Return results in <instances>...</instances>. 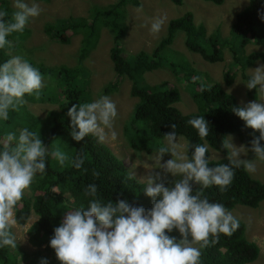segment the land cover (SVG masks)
Returning <instances> with one entry per match:
<instances>
[{"label": "trees", "instance_id": "1", "mask_svg": "<svg viewBox=\"0 0 264 264\" xmlns=\"http://www.w3.org/2000/svg\"><path fill=\"white\" fill-rule=\"evenodd\" d=\"M170 1L180 5L183 0ZM204 1L215 5L223 2ZM132 2L136 4L135 0ZM129 3L130 0H120L108 6L93 5L85 17L57 18L44 26V33L49 39L62 44L70 43L73 34H81L80 55H77L74 65H59L53 69L42 70L45 77L53 80V92L44 87L45 90H40L39 96H25L24 99L32 103L52 102L56 107L49 110L44 117H37L27 110L23 102L16 111L10 112L8 121L0 123V144L7 131L28 127L38 131L42 143L49 145V150L53 144H59L68 160L61 166L50 155L46 156L45 174L34 177L33 183L16 206L18 225L25 226L31 216L35 217L25 227L28 243L35 250L27 251L18 243L16 249L0 248V264H39L41 258H45L47 264H59L54 251L48 247L52 230L58 226L63 212L71 210V207H86L88 197L84 196L83 188L89 183L97 185L98 194L104 202L119 198L136 206H151L150 199L143 193V181L137 176L135 180H129V174L135 170L131 172L124 167L108 146L98 143L91 135L80 142L73 141L69 135V118L66 113L72 104L79 105L89 101L83 61L91 53L102 28L108 29L112 34L113 46L110 48L109 57L118 85L123 79L128 84L130 82V94L138 99L132 113L121 121L126 145L132 152L149 154L158 150L164 139L163 134L170 131L168 125L174 123L177 137L191 143L208 145L206 156L209 166H215L228 162L227 151L221 147L228 134H235L240 143L247 147L253 136L259 135L258 131L246 128L243 121L232 112L233 107L241 106L232 93L219 83L208 84L209 81L202 79V74L190 67L188 60L182 55V59L177 60L173 54L166 56L165 51L170 50L178 32L184 33V45L189 52L198 54L210 63L221 61L223 50L230 49L233 60L228 66L229 69L231 71L233 67L240 68L241 76L246 81L249 77L244 72L247 66L255 61L264 64L262 50H253L247 56L243 54V48L249 43L264 47V22L260 19L264 15V0H247L245 7L235 14L229 34L223 40L214 34L206 36L204 25L196 24L192 13L185 12L168 20L166 34L157 40L150 53L142 49L131 55L126 52L121 41L125 29L123 20ZM0 7L9 15L13 11L7 0H0ZM27 33L25 28L22 33H12L7 37L11 47L0 50V62L21 52L20 42ZM159 68H168L172 75H178L177 79L184 82L196 105V111L183 114L175 106L180 100V88L168 86V83L149 85L144 82L146 72ZM225 81L227 85L232 82L228 73L225 74ZM118 85L109 83L101 93L106 95L115 92ZM246 96L255 99L257 92L255 89L246 88ZM195 116H203L208 123L209 133L203 139L187 123ZM210 149L219 152L221 158L212 160ZM74 155H80L84 159L82 169L71 167ZM234 172L233 181L225 191L221 192L213 186L204 189L203 194L210 201L222 203L229 211L237 205L257 208L264 200V184L253 179L243 168L235 169ZM239 222V227L232 235L220 234L215 243L210 242L201 249V264H251L256 260L259 248L247 239L245 225ZM171 235L178 234L173 231ZM211 239L210 237V241Z\"/></svg>", "mask_w": 264, "mask_h": 264}, {"label": "clouds", "instance_id": "2", "mask_svg": "<svg viewBox=\"0 0 264 264\" xmlns=\"http://www.w3.org/2000/svg\"><path fill=\"white\" fill-rule=\"evenodd\" d=\"M12 8L9 15L0 7V50L11 47L7 37L22 33L42 12L36 0H12ZM260 19L264 22V15ZM163 23L162 17L153 18L149 32L159 33ZM249 72L243 84L257 90L261 99L231 109L246 128L259 133L249 147L235 146L229 136L221 145L228 162L209 166L208 145L187 140L178 144L176 124L170 123V131L163 134L158 148L156 167L143 178V193L151 206L144 208L119 198L104 202L95 183L85 185L86 207L63 212L48 241L59 264H201L202 248L215 243L220 234L232 235L243 221L222 203L210 201L203 191L214 186L223 192L232 183L235 169L254 173L256 162H264V65ZM43 79L39 69L23 55L0 62V123L9 120L10 112L23 104L25 96H39ZM66 115L73 141L91 135L103 143L117 109L109 96L99 95L72 104ZM187 123L201 139L208 136L209 126L203 116L190 118ZM111 137L115 139V132ZM248 151L254 159H241ZM164 154L170 158L161 163ZM48 155L61 166L68 160L59 144L49 150L36 130L22 127L4 134L0 144V248L16 249V206L34 177L45 174ZM83 165L80 155L72 157L71 167L82 169ZM168 177L173 179L169 181ZM128 179L135 180V172ZM173 231L178 235H171ZM39 264H47V260L41 258Z\"/></svg>", "mask_w": 264, "mask_h": 264}, {"label": "rangeland", "instance_id": "3", "mask_svg": "<svg viewBox=\"0 0 264 264\" xmlns=\"http://www.w3.org/2000/svg\"><path fill=\"white\" fill-rule=\"evenodd\" d=\"M12 7V0H7ZM120 0H36L42 9L41 14L30 20L26 25L28 35L20 42L21 52L14 55L25 56L34 66H36L43 76V87L50 88L53 92L54 83L50 77H45L42 70L53 69L59 65L70 66L76 64L77 55H80L79 46L81 34H73L68 44H62L52 41L44 33V26L53 22L57 18L66 17H85L90 13V7L93 5L108 6L116 4ZM130 0L127 5L123 23L125 24L124 35L122 38L123 46L126 52L131 55L139 50L150 53L157 44V40L166 34L167 22L171 18H177L185 12H191L193 20L196 24H203L206 29V36L214 34L223 40L227 37L230 25L234 20L235 14L240 12L247 0H223L220 5H215L204 0H183L180 5L172 3L170 0H135L136 4ZM162 17L164 23L161 30L157 34L149 32V24L153 18ZM70 31V30H69ZM67 31L68 34L70 32ZM113 46L112 34L106 28L100 30L99 36L95 39V44L91 53L83 61L84 72L87 74L89 101L96 99L102 94L104 86L114 82L118 85V80L114 77L113 64L109 57L110 48ZM170 46V45H169ZM253 50H262L264 47L256 46L252 43L247 44L243 48V54L247 56ZM166 56L173 54L174 57L182 59L180 55L185 57L190 67L202 74V79L211 83H219L226 91L232 93L239 105L243 106L254 99L246 96V86L243 84L245 80L241 76V70L233 67L230 71L229 64L233 60L230 49L223 50V59L218 62L210 63L202 59L198 54L189 52L184 45V33L178 32L174 38L170 50L166 49ZM12 56V55H11ZM10 56V57H11ZM264 65L260 61H255L245 68V74L250 75V70ZM228 73L232 77V82L227 85L225 74ZM187 74V73H185ZM178 75H172L168 68H159L145 73L144 82L149 85L168 83V86L180 88V100L175 106L183 113H191L196 111V105L192 101L190 93L186 90L183 81H179ZM130 84V82H129ZM125 79L118 85L115 92L106 94L116 104L117 117L110 130H106L108 135L103 142L108 146L112 153L116 155L124 167L129 171L135 170V175L143 181L146 173L152 171L156 167L158 150L152 153L132 152L125 141L122 133V123L133 110L138 99L130 94V86ZM45 87V88H44ZM257 92V100L261 99L260 93ZM27 110L37 117H44L49 110L56 107V104L50 102L32 103L24 99ZM115 132V139L111 137V133ZM235 146L241 143L235 134H228ZM177 143L183 144L184 139L177 137ZM247 148V146H245ZM169 154H164L161 163L169 159ZM210 158L218 160L221 158L219 152L210 149ZM241 159H254V154L248 151L245 155H241ZM253 179L264 184V162H256V171L248 173ZM173 178L168 177L171 181ZM233 216L243 221L246 230V237L254 242L259 248V255L251 264H264V200L255 209L237 205L230 211ZM31 216L25 226L18 225L14 228L17 234L18 244L27 251L35 250L28 243L26 229L34 220Z\"/></svg>", "mask_w": 264, "mask_h": 264}]
</instances>
